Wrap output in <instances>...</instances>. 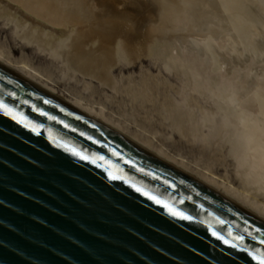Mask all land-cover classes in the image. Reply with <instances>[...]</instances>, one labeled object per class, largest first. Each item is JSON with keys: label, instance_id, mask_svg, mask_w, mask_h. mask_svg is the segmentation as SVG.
I'll return each mask as SVG.
<instances>
[{"label": "water", "instance_id": "obj_1", "mask_svg": "<svg viewBox=\"0 0 264 264\" xmlns=\"http://www.w3.org/2000/svg\"><path fill=\"white\" fill-rule=\"evenodd\" d=\"M261 259L262 222L0 67V264Z\"/></svg>", "mask_w": 264, "mask_h": 264}, {"label": "rangeland", "instance_id": "obj_2", "mask_svg": "<svg viewBox=\"0 0 264 264\" xmlns=\"http://www.w3.org/2000/svg\"><path fill=\"white\" fill-rule=\"evenodd\" d=\"M0 1L2 2H0V8H4L5 5L10 7L11 13L8 7H5L8 9L6 14L8 18L10 16L13 21L16 20L20 10L7 0ZM249 1L211 0L210 2V0H201L196 13L203 17L192 30H163L157 32L154 26H157L156 20L159 9L152 1L105 0L104 2L103 0L107 9L115 11L114 13L121 16L122 19L125 17V21H130L129 23L133 24L138 37L134 44L135 49L132 48L133 58L121 53L118 55L120 58L117 55L114 56L115 62L113 63L115 64L110 67L108 72L111 80L108 85L99 84L95 80H88L89 78L73 68L66 59L67 63H64L63 56L55 57L51 55V51L53 54L59 53L55 51L57 49L55 43L51 45L55 47L54 49L48 46V49L45 47L46 50L44 51L33 45L24 44L15 38L16 36L12 31L14 27L12 23L14 24V22L8 21L11 19L7 17H0V60L4 61V56L10 53L12 59L28 65L29 68H33L49 79L52 85L48 88L53 96L69 104L71 102L70 98H77L85 104L101 110L105 123L110 127L113 126L115 130L124 136L132 139L131 136L134 135L135 139L139 140L136 141L137 143L142 141L139 144L144 143L141 145L151 149L154 153L157 152L156 154H159L158 151H160L159 155L167 156V161L172 159L174 162L178 159L184 162V166H187L183 170L191 175L196 176L203 173L209 176L208 174H210V176L216 178V183H209L206 179H204V182L206 181L205 183L212 188L224 192V187L229 185L235 188L238 193L246 195L245 197L249 201L258 202L264 207V190L259 183L245 182V185H241L243 184L241 173L244 170L242 154L245 153L246 161H249L251 156L250 147L264 148V44H261L264 40L262 41L260 30L257 29L260 27L259 22L260 25H264V0H255L256 2L252 0L251 5ZM223 5L225 8L222 7ZM229 5H231L230 7L233 6L234 11L232 8H228ZM219 9L220 11H218ZM225 9L228 10V13L225 12L222 15V11H226ZM214 10H216L217 16ZM14 11L17 13L15 14ZM230 11L232 13H229ZM13 12L14 16L12 15ZM224 14H227L228 19L225 20ZM230 15L235 16V18L230 17ZM220 16L221 18H219ZM208 18L211 19V21L209 20V28H211L210 23L213 25V22L216 26L211 25L212 29L217 27L218 30L227 27L225 33L222 34L224 36H221V34H208L207 28L202 26L203 22L208 23ZM220 19H222V23ZM7 21L10 23H7ZM226 21H230L229 26ZM219 24L222 26L218 27ZM200 25L201 29H199L200 31L197 29V34L194 29ZM230 25L233 27L229 30ZM243 25L245 28H243ZM254 25L258 26L253 29ZM152 27L154 29H151ZM202 27L205 28V32H201ZM48 29L51 28L48 26L44 29L40 28L44 34L50 32ZM235 29L237 33H235ZM246 29H248V33L251 30L252 34H245ZM52 30L59 32L57 35L58 40H62L68 34V31L66 32L63 29L54 28ZM184 31L191 35L184 34ZM238 31H241V34ZM163 34L170 37V39L163 36ZM236 34L238 35L235 37ZM215 36L219 38H215ZM259 37L261 39H258ZM178 41L180 44H177ZM192 41H195L194 44ZM196 42L197 44H195ZM188 43H191V46ZM258 43H260L259 47L257 46ZM199 52L200 54H198ZM171 54H174V56ZM60 56L62 57L61 61L58 60ZM181 58L182 60H180ZM175 61L179 62L175 63ZM60 62L63 63L60 64ZM180 63L182 64L179 65ZM243 94L248 95L243 97ZM239 132L242 136L238 137ZM237 137L240 140L243 138L247 142L248 149L246 151L242 146L243 140L242 142L238 141ZM171 161L169 162L173 163ZM224 193L234 202L264 219V212L260 209L254 208L240 196L232 195L229 192Z\"/></svg>", "mask_w": 264, "mask_h": 264}, {"label": "bare ground", "instance_id": "obj_3", "mask_svg": "<svg viewBox=\"0 0 264 264\" xmlns=\"http://www.w3.org/2000/svg\"><path fill=\"white\" fill-rule=\"evenodd\" d=\"M7 1L9 3L15 5L18 8V10H20L19 13H18V15H19L18 18L17 19L15 18L16 20L13 21L10 16H9V18L11 20H8L10 22L11 21L14 22V24L12 22L11 23L14 26L12 31H13V34H15V36H16L15 38H17L18 40H20L24 44L33 45L35 47H38V49H41V50H44V51L46 50L45 47L48 49V46H51V45H53L55 43L54 45H57L56 48L58 49V50L55 49V51H58L59 53H54L53 54V52L51 51L52 49H51V50H49V51H51L50 54L55 56V57L56 56L59 57V55L63 56V58H64L63 60L65 61L64 63H67V61H68L73 68H75L81 74H83L87 78H89L88 80H92V81L95 80V81L99 82V84L100 83H104V84L108 85L110 83V81H111L108 72H109L110 67L113 64H115V63H113V62H115L114 61V56L116 57V55H117V57H118V55L121 53V54H124V55H127V56H132V58L134 57L132 48L135 49L134 44H135L136 39L138 38L136 29L134 28L132 23H129L130 21H127V20L125 21L124 20L125 17L122 19L121 16H119L116 13H114L115 11L113 12L111 9H107L106 3H104L105 0H104V2H103V0H7ZM150 1H152L155 4L157 9H159L158 17H157V20H156L157 26L153 25L154 28L157 30V32H160V31H163V30H166V31H168V30H170V31H175V30L182 31V29L192 30L197 23H200V20L203 17L202 15H198L196 13L197 10H198V7L200 6L199 4H201V0H150ZM247 1H249V0H247ZM253 1H255V0H253ZM210 2H211V0H210ZM249 2H250V5H251L252 0L249 1ZM216 3H214V4H216ZM231 5H229L228 8H230V9L232 8V10H233V6L230 7ZM0 6H1V4H0ZM3 6H4V2H3ZM247 6H248V4H247ZM5 7H8V5H5ZM5 7L4 8L3 7L0 8V15H1L0 17H5V18L7 17L8 18V16L6 14H7V11H8V9L10 7H8V9H6ZM222 7H224V5ZM239 7H241V6H239ZM261 7H263V6H261ZM112 9H114V8H112ZM213 9H211V10H213ZM105 11L109 12V13H106ZM218 11H220V9ZM14 12L12 14L13 16H14ZM215 12H216V10H214V13ZM225 12L228 13V10L222 11V15ZM10 13H11V10H10ZM16 13L17 12H15V14ZM229 13H232V12L230 11ZM215 15L217 16L216 13H215ZM224 15L225 16H223V17H225V20L228 19L227 16H226L227 14H224ZM13 16H12V18H13ZM190 16H191V18H190ZM231 16H233V15H230V17ZM233 17L235 18V16H233ZM261 17H263V16H261ZM219 18H221V16ZM2 19L4 20V18H2ZM231 19H229V20L231 21ZM5 20H7V19H5ZM209 20L211 21V19L208 18V23L207 22H203L202 23L203 25L201 24L203 27L207 28L206 30H207L208 34H212V35L221 34V36H224L222 34L225 33V31H226L225 28H227V27H225V28L223 27L224 29H220L219 28L218 30H217V27L215 29L214 28L212 29V26L213 27L216 26V24H214L215 22H213V25H212V23H210V27L211 28H209V22H210ZM220 20H221L220 22L222 23V19H220ZM244 20H245V17H244ZM8 21H7V23H10ZM230 21L229 22L226 21V23L228 24V23H230ZM234 21L236 22V20H234ZM241 22H240V24H241ZM44 24L46 26H48L49 28H51V29H48V30H50V32H47L48 34L47 33L44 34L42 32V30H40V28L44 29V27H46ZM201 25L200 26H196V28L194 29V30H196L195 31L196 33L198 32L199 29H201ZM204 25H206L207 27L204 26ZM224 25H226V24H224ZM244 25H243V28H245ZM219 26L221 27L222 25L219 24L218 27ZM228 26H229V24H228ZM255 26H258V25H254L253 29H255ZM259 26L260 27H258L257 29L260 30L261 34L260 33L259 34L262 36L261 38H262V41H263L264 40V25L263 24L260 25V22H259ZM203 27H202V31L201 32H203V31L205 32V28L203 29ZM231 27H233V26L230 25V27H228L229 30H230ZM54 28H59L60 30L63 29L66 32L68 31L67 32L68 34L65 36V38H63L64 40L63 39L62 40H58L57 39V35L59 34V32H56V31L52 30ZM154 28L152 27L151 29H154ZM246 28H247V26H246ZM251 28H252V26H251ZM247 30L248 29H246L247 33L245 32V34H249V35L252 34L251 30H250L249 33H248ZM220 31H221V33H219ZM240 32L238 31L239 34H241ZM164 33H166V32H164ZM235 33H237L236 29H235ZM184 34H188V33H185V31H184ZM45 35H46V37L44 38ZM176 35H178V34L176 33ZM188 35H191V34H188ZM237 35L238 34H236L235 37ZM141 36H143V35H141ZM163 36H165V35L163 34ZM218 36H215V38L216 37L219 38ZM226 36H229V35H226ZM233 36H234V34H233ZM233 36H231V37H233ZM155 37H157V36H155ZM244 37H246V36H244ZM244 37H241V38H244ZM247 37H248V35H247ZM166 38L170 39V37H168V36ZM194 38H195V36H194ZM261 38L259 37L258 39H261ZM169 39H167V40H169ZM229 39L231 40V38H229ZM195 41H197V40H195ZM195 41H192V43L195 42ZM139 42H137V43H139ZM178 42H177V44H180V42L179 43ZM231 42H233V41H231ZM184 44H185V42H184ZM195 44H197V42ZM231 44L233 45V43H231ZM259 44L260 43H258L257 46ZM261 44H264V41ZM189 45L191 46V43ZM260 46H262V45H260ZM51 47H53V46H51ZM172 47H176V46H172ZM213 47L215 48V46H213ZM54 48L55 47H53V49ZM138 48H140V47H138ZM192 48H193V46H192ZM237 48H238V46H237ZM216 49H218V48H216ZM136 50H138V49L136 48ZM139 50L141 51V49H139ZM143 50H144V47H143ZM174 50H175V48H174ZM174 50H173V52H174ZM193 50H194V48H193ZM256 50L258 51V49H256ZM49 51H48V53H49ZM237 52H238V50H237ZM183 53H182V55H183ZM213 53H214V51H213ZM9 54L4 56V58H3V59H5L4 61L0 60V67L2 69H4L5 71H7V72L11 73L12 75L16 76L17 78L22 80L24 83L28 84L29 86H32L33 88H35L36 90L40 91L41 93H43V94H45V95H47V96H49V97L61 102L62 104L70 107L71 109H73L77 113H80L81 115H83L84 117L88 118L89 120L95 122L96 124L100 125L101 127H103L105 129L115 133L116 135L120 136L124 140L128 141L129 143H131L132 145H134L135 147L140 149L142 152H144L147 155H149L150 157L156 159L157 161L163 163L164 165H166V166L170 167L171 169L177 171L178 173L184 175L185 177L189 178L190 180H192L196 184L202 186L203 188H205L208 191L212 192L214 195L220 197L224 201H226V202L230 203L231 205L237 207L238 209L244 211L248 215L252 216L256 220H258V221H260V222H262L264 224V219L262 217L254 214L253 212H251L248 209L244 208L240 204L234 202L229 197H227L224 192H229L232 195L240 196L243 200L248 202V204H250L254 208L260 209V211L264 212V207L260 203L249 201L248 198L245 197L246 195L244 196L243 194L238 193V191H236L235 188H233V187H231L229 185L224 187V189H225L224 192H223V190L220 191V190L212 188L209 184H207L205 182L208 181L209 183H216V178L215 177L210 176V174H208L209 176H207V175H204L203 173H201V174H197L196 173L197 175H200V176L191 175L188 172H186L185 170H183V168H185V166H187V165L184 166V164H183L184 162L179 161L178 159H177L178 161L177 160H175L176 162L174 161L175 163L173 162L172 159H169L167 161V159H168L167 156L165 157L164 155H161V156L159 155L161 153L160 151H158L159 154H156L157 153L156 151H155L156 153H154V152L151 151V149H148V148L144 147V145L143 146L141 145V144H144V143L139 144L142 141L137 143L136 141H139V140H136L134 135L131 136L132 139L124 136L119 131L115 130L113 128V126L110 127L108 124L105 123V121H104L105 119L103 118L101 110L96 109V108H94V107H92L90 105H87V104H85L84 102L80 101L77 98H70L71 102L69 104L68 102H66L64 100H61L60 98H58L56 96H53L49 92L50 89L48 88V86L52 85L49 79L45 78L40 73L36 72L33 68H31V67L29 68L28 65H25L24 63H21L19 61H16V60L12 59V57ZM198 54H200V52ZM217 54H215V55H217ZM171 55L174 56V54H171ZM246 55H247V53H246ZM61 56H60V58H58V60H60V59L62 60ZM118 58H120V56ZM194 58H192V59L194 60ZM231 59H232V57H231ZM180 60H182V58ZM176 62L178 63L179 61H175V63ZM182 62H184V61H182ZM208 62H209V60H208ZM62 63L63 62H60V64H62ZM260 63L263 64L262 62H260ZM181 64L182 63H180L179 65H181ZM198 64H197V66H199ZM63 65H65V64H63ZM185 66H186V64H185ZM189 68L191 69L190 66H189ZM194 69H196V68L194 67ZM219 69H220V67H219ZM201 72H202V70H201ZM219 75H220V73H219ZM80 76L84 78V76H82V75H80ZM253 80H254V78H253ZM143 89H145V88L143 87ZM246 93H248V92H246ZM248 94H246V95H248ZM244 95L245 94H243V97H244ZM246 95H245V97H246ZM65 96H67V95H65ZM108 120H109V118H108ZM116 129H118V128H116ZM121 132H122V130H121ZM234 133H232V134L234 135ZM237 136L238 137L242 136V134L240 133ZM238 137H237V140L242 142L243 138H242V140H240V138L238 139ZM133 139H135V140H133ZM240 145H241V143H240ZM146 146H148V145H146ZM242 146H243L244 151H246L248 149L247 142H245L244 140H243ZM250 149H251V156L249 158V161H246V158H245L246 155H244L245 153L242 154L243 163H244V165H243L244 166V170H243V173H241V175H242V177H241L242 180L241 181L243 183L241 185L242 186L245 185V182H255L257 184L259 183V185L264 190V187H263L264 186V148L263 149H257V148H251L250 147ZM164 157H165V159H164ZM169 161L173 162L174 164L170 163ZM205 174H207V173H205ZM204 179H206L205 182H204ZM239 181H240V179H239ZM242 186H240V187L242 188ZM221 187H223V186H221ZM244 188L246 189V187H244ZM242 192H244V191H242ZM263 193H264V191H263Z\"/></svg>", "mask_w": 264, "mask_h": 264}, {"label": "snow or ice", "instance_id": "obj_4", "mask_svg": "<svg viewBox=\"0 0 264 264\" xmlns=\"http://www.w3.org/2000/svg\"><path fill=\"white\" fill-rule=\"evenodd\" d=\"M149 199H151V198H149ZM180 218L183 219V217H180ZM253 259H255V258L253 257ZM258 264H264V259L259 260Z\"/></svg>", "mask_w": 264, "mask_h": 264}]
</instances>
